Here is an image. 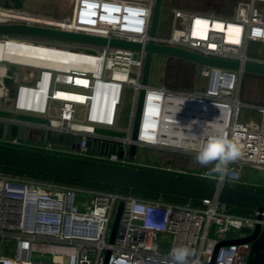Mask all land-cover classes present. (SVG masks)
Wrapping results in <instances>:
<instances>
[{
	"label": "built area",
	"instance_id": "built-area-1",
	"mask_svg": "<svg viewBox=\"0 0 264 264\" xmlns=\"http://www.w3.org/2000/svg\"><path fill=\"white\" fill-rule=\"evenodd\" d=\"M154 2L73 0L75 15L63 25L31 18H0V23L43 25L145 45ZM244 7L232 18L174 8L171 31L160 34L157 42L242 65H264V57L249 54L252 43L264 45V0H249ZM9 39L42 49L50 55V63L18 65L16 89L3 96V112L9 115L0 114V123L23 126L26 132L41 135L40 139L0 137V147L138 171L152 168L192 175L171 164L140 163L139 149L195 156V150L181 145L198 149L212 138L227 137L234 140L240 156L228 163L223 178H203L218 188H237L247 184L242 180L246 167L264 171V104L242 100L243 70L201 66L207 79L202 90L165 83L143 85L144 50L30 36L0 38ZM1 64L6 63L0 60V74ZM141 90L146 94L138 150L132 158L128 149ZM245 109L259 118L243 119ZM124 110H128V123L122 126ZM48 131L72 137L79 149L55 147L46 140ZM90 138L121 143L124 157L92 152ZM121 202L124 209L111 242ZM258 224L264 229V212L242 214L216 200L194 205L0 169V264H171L169 254L180 246L195 253L189 264H248L251 243L226 244L217 254L215 250L222 242L247 238Z\"/></svg>",
	"mask_w": 264,
	"mask_h": 264
},
{
	"label": "water",
	"instance_id": "water-1",
	"mask_svg": "<svg viewBox=\"0 0 264 264\" xmlns=\"http://www.w3.org/2000/svg\"><path fill=\"white\" fill-rule=\"evenodd\" d=\"M164 1L155 0L154 2L150 39L145 45L130 40L109 39L95 34L18 22L0 23V38L6 36H30L79 44L110 45L118 48L144 50L146 58L142 78L143 85L150 83L154 61L157 56L180 59L200 66L223 68L232 71L243 70L247 74L264 76V65L262 64L249 62L242 65L239 61L208 57L190 50L157 42V38L160 35L159 28ZM145 94L146 91L141 90L132 131L133 142L128 149V153L132 158L136 157L138 150L136 141L139 137ZM25 132L26 130L23 126L0 123V137L23 141ZM45 137L47 141L58 148L77 150L80 147L79 142L74 141L68 135L48 131ZM88 146L89 148L96 146L102 155L117 154L120 158H123L125 155V148L119 142L90 138ZM0 166L200 201L207 199L216 200L219 203L264 212V193L255 190L231 187L218 188L215 184L208 182L60 158L5 147H0ZM123 209L124 202H121L113 226L111 242L114 241ZM241 242L251 243L248 264H264V229L261 224H258L250 236L245 239L218 244L215 254H217L223 245ZM109 254L108 252L107 259Z\"/></svg>",
	"mask_w": 264,
	"mask_h": 264
},
{
	"label": "rangeland",
	"instance_id": "rangeland-1",
	"mask_svg": "<svg viewBox=\"0 0 264 264\" xmlns=\"http://www.w3.org/2000/svg\"><path fill=\"white\" fill-rule=\"evenodd\" d=\"M249 0H165L163 12L160 22L159 34L168 35L173 25V9L179 8L186 11L215 14L222 17L232 18L241 14L245 9V4ZM18 13L20 19L31 18L34 20L50 21V23L62 24L63 21H69L74 17L73 0H0V18L9 19L13 13ZM246 13V11H245ZM63 25V24H62ZM3 48H6L4 51ZM37 50L43 51L40 48L33 47L29 43L16 41L13 39L0 40V60L10 62L7 71L1 72L0 78H4L6 84H9V76L18 73L20 67L14 63L25 61V57L18 54V50ZM21 56V58H11V56ZM250 55H261L264 57V45L261 43H252L249 47ZM6 58L5 60H3ZM36 63H41V60L32 59ZM14 61V62H13ZM2 67V66H1ZM201 66L193 63L157 56L154 61L150 83L152 85H160L165 83L173 88L202 90L207 82L201 72ZM31 72V69H26ZM3 75V76H2ZM241 98L245 102L254 104H264V76L252 75L244 73L241 79ZM128 110H124V120L122 126L128 123ZM9 113H2V115ZM28 121H36L32 117L22 116ZM254 118L259 116L250 110L245 109L243 119ZM101 133L111 134L113 132L100 131ZM113 134H122L116 132ZM92 152H97L96 146ZM139 162L148 165H164L171 164L174 168L181 170L187 174H192L198 177L217 176L209 174L210 168L202 167L195 162V156L181 152L161 151L154 148L139 149ZM242 180L249 185L264 186V171L246 167L242 174ZM50 260V257L45 258Z\"/></svg>",
	"mask_w": 264,
	"mask_h": 264
},
{
	"label": "clouds",
	"instance_id": "clouds-1",
	"mask_svg": "<svg viewBox=\"0 0 264 264\" xmlns=\"http://www.w3.org/2000/svg\"><path fill=\"white\" fill-rule=\"evenodd\" d=\"M181 146L195 150V162L202 167L210 168L209 174H216L220 178L228 174V163L241 154L234 140L227 137L212 138L198 149L195 145ZM169 255L171 264H189V258L195 253L186 246H180L173 248ZM191 264H195V261H192Z\"/></svg>",
	"mask_w": 264,
	"mask_h": 264
},
{
	"label": "trees",
	"instance_id": "trees-1",
	"mask_svg": "<svg viewBox=\"0 0 264 264\" xmlns=\"http://www.w3.org/2000/svg\"><path fill=\"white\" fill-rule=\"evenodd\" d=\"M86 162H89V161H86ZM0 169L10 171V172L19 173V174H26V175L33 176L36 178L52 179V180H55L58 182L66 183V184H79V185L92 186V187L101 188V189L117 190V191H121L124 193H133V194H136L139 196H144V197H152V198L162 197L167 201H175V202H182V203L191 202L194 205H198L201 203L200 200H196V199H188V198H183V197L158 194V193H153V192H148V191H143V190L130 189V188H125V187H120V186H115V185L78 180V179L56 176V175H51V174H42V173H38V172L26 171V170H21V169H16V168H9V167L0 166ZM134 170H136V169L134 168ZM139 170L144 171V172L173 176V177H179V178L189 179V180H194V181L214 183L211 179L198 177V176H194V175H185V174L176 175V174H172V173H169L166 171L156 170V169H152V168H140ZM237 188L247 189V190H255V191H259V192L264 193V186L240 184L237 186ZM235 211L238 213H242V214H248L252 211V209L235 207Z\"/></svg>",
	"mask_w": 264,
	"mask_h": 264
},
{
	"label": "bare ground",
	"instance_id": "bare-ground-1",
	"mask_svg": "<svg viewBox=\"0 0 264 264\" xmlns=\"http://www.w3.org/2000/svg\"><path fill=\"white\" fill-rule=\"evenodd\" d=\"M13 15V14H12ZM16 17V16H15ZM12 17L10 16L9 18H12V19H18L17 17ZM22 20V19H20ZM34 20V19H33ZM34 21H42V22H46L44 20H34ZM217 27H221L219 25V23H217ZM4 49V48H3ZM6 50V48L4 49V51ZM4 51H1L0 53H4ZM0 54V55H2ZM18 54H21V56H24L25 57V61H20V62H16L14 63L15 65H39V66H45L47 64H49V60H48V57L50 55H47L46 53H44L43 51H37V50H22V49H19L18 50ZM3 56V55H2ZM21 56H15V54H13V56H11V58H21ZM6 58H4L3 60H5ZM32 59H38V60H41L42 62L41 63H36L34 62ZM14 62V61H13ZM6 63V62H5ZM8 64H12V61L10 59V62H9V59H8V62H7V65L6 64H1V66H3V72H6L7 71V66Z\"/></svg>",
	"mask_w": 264,
	"mask_h": 264
},
{
	"label": "crops",
	"instance_id": "crops-1",
	"mask_svg": "<svg viewBox=\"0 0 264 264\" xmlns=\"http://www.w3.org/2000/svg\"><path fill=\"white\" fill-rule=\"evenodd\" d=\"M15 16L18 19H20L19 17L21 15L15 12V13H13L12 17H15ZM9 78H10L9 84L5 83V81L3 80L4 79L3 77H2V79L0 78V114L3 113V109L6 108V104L4 103L3 96L5 94H8V93H13L16 89V86L18 84V73H15V74L9 76ZM40 136L41 135H39L38 133L35 134L32 132H25V134H24V138L30 139L32 141L39 140ZM94 148H95V146L92 147L91 149L93 150ZM96 149H97V147H96Z\"/></svg>",
	"mask_w": 264,
	"mask_h": 264
}]
</instances>
